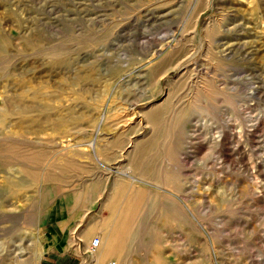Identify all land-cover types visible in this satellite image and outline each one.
I'll return each instance as SVG.
<instances>
[{
  "label": "rangeland",
  "instance_id": "1",
  "mask_svg": "<svg viewBox=\"0 0 264 264\" xmlns=\"http://www.w3.org/2000/svg\"><path fill=\"white\" fill-rule=\"evenodd\" d=\"M114 192L138 264H264V0H0V264Z\"/></svg>",
  "mask_w": 264,
  "mask_h": 264
},
{
  "label": "crops",
  "instance_id": "2",
  "mask_svg": "<svg viewBox=\"0 0 264 264\" xmlns=\"http://www.w3.org/2000/svg\"><path fill=\"white\" fill-rule=\"evenodd\" d=\"M116 197L115 192L111 194L101 212L87 222L67 221L62 226L59 221L55 232L49 234L48 230L51 244L40 264H138V250L132 243V236L136 234L133 229L137 226L124 220ZM78 229L80 233L76 232ZM96 237L100 242L95 251L89 252L88 248Z\"/></svg>",
  "mask_w": 264,
  "mask_h": 264
},
{
  "label": "built area",
  "instance_id": "3",
  "mask_svg": "<svg viewBox=\"0 0 264 264\" xmlns=\"http://www.w3.org/2000/svg\"><path fill=\"white\" fill-rule=\"evenodd\" d=\"M100 242V238L96 237L92 240V244H91V251H95L96 247L98 246ZM108 264H115L114 262H110Z\"/></svg>",
  "mask_w": 264,
  "mask_h": 264
},
{
  "label": "bare ground",
  "instance_id": "4",
  "mask_svg": "<svg viewBox=\"0 0 264 264\" xmlns=\"http://www.w3.org/2000/svg\"><path fill=\"white\" fill-rule=\"evenodd\" d=\"M125 175H127V176H129V177H132V175H129V173H125ZM137 193V192H136ZM137 196V195H136ZM128 197V196H127ZM126 197V198H127ZM135 197V196H134ZM133 201H135V200H133ZM120 207V206H119ZM131 212V211H130ZM130 212H129V214H130ZM117 214V213H116ZM115 217V216H114ZM117 218V217H116ZM127 220H128V218H127ZM129 223V222H128ZM128 234V233H127ZM120 238V237H119ZM117 239V238H116ZM118 243V242H117ZM116 244V243H115Z\"/></svg>",
  "mask_w": 264,
  "mask_h": 264
}]
</instances>
